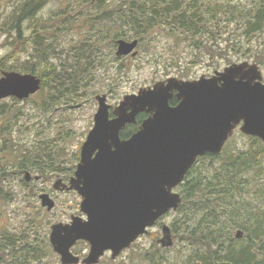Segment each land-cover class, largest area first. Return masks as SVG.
Returning <instances> with one entry per match:
<instances>
[{"label": "rangeland", "instance_id": "rangeland-1", "mask_svg": "<svg viewBox=\"0 0 264 264\" xmlns=\"http://www.w3.org/2000/svg\"><path fill=\"white\" fill-rule=\"evenodd\" d=\"M23 1L0 0V76L2 71H16L6 68L9 63L19 67V63L31 51L26 42L18 53L9 51V41L15 31L5 22ZM102 1L106 4V12H110L111 7L116 9L127 0ZM227 1L239 7L262 2L181 0V3L192 6ZM145 7H149V4ZM103 11L99 0H42L34 14L37 23L46 24L49 28V36L52 38L48 42L54 50L49 61L54 65L59 67L74 63L72 58L76 57L79 47H83L84 43L88 46L95 42L96 46L93 45L85 53L91 55L89 72L83 78L84 85L79 87L78 97L70 100L69 104H63L60 100L48 109H42L41 99L46 95L39 94L38 91L28 99H0V264H61L60 256L53 250L49 240L51 225L68 223L71 215L80 214L82 197L73 189L59 191L53 184L60 178L66 182L77 169L82 144L93 127L97 111L96 95L104 94L112 109L125 95L136 94L139 89L150 87L157 81L169 77L184 80L210 77L215 71H222L233 63L244 61L258 66L264 82V28L245 35L242 22L233 20L226 24L225 33L218 34L216 38H207L204 45L192 49L189 41H177V33L172 32L169 26L158 27L138 35L140 38L137 39L136 56L117 58V44L112 41L113 36L124 33L123 37L117 39L132 41L136 38H132L134 34L128 27H122L111 20L102 21L103 18L99 17ZM100 21L106 28L101 27L102 32L95 36L93 28ZM31 24L29 20L22 21L20 30L24 38L29 36ZM205 38L206 36H199L197 39L200 41ZM82 63L86 61L82 60ZM33 75L39 77L37 74ZM251 137L241 132L239 127L235 128L218 154H203L220 156L214 160L202 158L197 170L205 176L212 174L218 168L223 154L248 150L252 144ZM41 144L52 147L54 156L51 159L60 165H53V170L44 173L32 167L19 168L20 162H33L37 157L36 150L44 147ZM37 160L38 163L50 162L45 157ZM26 171L31 174L29 180H25ZM252 177L256 179L255 176ZM259 181L264 183V175ZM258 184L259 182L256 183ZM173 191L179 192L180 205L181 188ZM43 193L54 200V206L50 210L41 205L39 195ZM252 196L249 193L246 197L247 203L251 202ZM183 206V210L179 212L177 209L171 210L173 212L169 211L159 217L153 226L147 227L146 233L141 234L116 257L111 259L107 253L97 264H186L185 261L191 254L197 255L195 247L198 245H191L184 233L191 225L185 221L191 202L185 208ZM163 225L169 227L172 238V244L167 247H163L159 241ZM237 230L240 229L231 230L232 236H235ZM86 247V243L80 242L71 250L84 251ZM28 248L35 250V253H27L25 249ZM260 257L264 260V253Z\"/></svg>", "mask_w": 264, "mask_h": 264}, {"label": "water", "instance_id": "water-1", "mask_svg": "<svg viewBox=\"0 0 264 264\" xmlns=\"http://www.w3.org/2000/svg\"><path fill=\"white\" fill-rule=\"evenodd\" d=\"M117 57L136 56L138 40H116ZM41 79L31 73L2 71L0 99H26L36 93ZM175 95L177 103L170 105ZM97 111L92 129L80 150V162L69 186L61 179L53 187L75 190L82 197L81 212L69 223L51 225L49 240L61 264H78L71 252L78 240L90 243L83 264H97L107 249L116 257L147 227L170 210L181 196L173 189L184 181L197 157L218 154L233 130L264 142V82L258 66L247 61L233 63L210 77L184 80L169 77L136 94L125 95L112 108L106 96L96 95ZM146 112L139 129L128 139L119 133L136 115ZM25 180L31 178L25 172ZM35 178H38L36 176ZM41 205L54 206L48 194L39 195ZM235 237H242L237 230ZM160 243L172 244L170 229L162 226Z\"/></svg>", "mask_w": 264, "mask_h": 264}, {"label": "trees", "instance_id": "trees-1", "mask_svg": "<svg viewBox=\"0 0 264 264\" xmlns=\"http://www.w3.org/2000/svg\"><path fill=\"white\" fill-rule=\"evenodd\" d=\"M41 2L42 0H24L5 22L15 31L9 41V51L18 53L24 42L31 48L29 56L19 63V67L9 63L6 69L37 74L41 79L38 92L46 95L41 99V108L48 109L54 102L61 100V103L69 104L70 100L78 97L79 87L84 85L83 78L89 72L91 55L85 53L93 45L96 46V43L88 46L84 43L83 47H79L76 57L72 58L74 63L68 66L58 67L51 63L49 58L53 56L54 50L48 42L52 38L49 36V28L46 24L37 23L34 17ZM99 3L104 9L99 18L128 27L134 34L132 38L138 39V35L146 31L169 26L172 32L177 33L176 40L189 41L192 49L204 45L207 38H216L218 34L225 33L228 23L233 20L242 22L245 35L264 28V0L249 7H239L229 1L189 6L182 4L181 0H127L116 9L109 6L112 8L110 12H106L104 1L99 0ZM147 3L149 7H145ZM24 20L32 22L30 34L25 38L20 30ZM102 21L97 22L93 28L95 36L102 32V28H106L101 25ZM123 35L124 33L115 34L112 41L116 43V39ZM199 36L206 38L200 42L197 39ZM82 60L86 63H82ZM176 102L175 97L169 101L170 105ZM146 116L145 113L138 114L137 125L129 124L130 128H137ZM250 140L252 144L248 150L223 154L218 168L206 176L197 170L200 160L204 157L214 160L220 155L199 156L187 171L184 182L179 184L182 203L176 211L183 210L182 206L185 208L191 202V209L186 211L185 217V221L191 225L184 233L191 245H198L195 247L197 255L191 254L185 261L186 264H264L260 257L264 253V183L259 181L264 175V143L254 136ZM43 146L36 150L37 157L33 162H20L19 168L32 167L44 173L53 170V165H60L51 159L54 156L52 147ZM44 157L50 159V162L38 163L37 159ZM249 193L253 196L251 202L247 203ZM235 228L242 231V237L232 236L231 230ZM25 251L35 253L32 248ZM151 261L153 262L152 259Z\"/></svg>", "mask_w": 264, "mask_h": 264}, {"label": "flooded vegetation", "instance_id": "flooded-vegetation-1", "mask_svg": "<svg viewBox=\"0 0 264 264\" xmlns=\"http://www.w3.org/2000/svg\"><path fill=\"white\" fill-rule=\"evenodd\" d=\"M111 111H112V109H110V115H109V117L111 118L113 115L111 114ZM140 113H146V112H140ZM139 113V114H140ZM146 115H147V113H146ZM137 117V116H136ZM143 120V119H142ZM141 123V122H140ZM133 125H137V119H136V123H132ZM131 126H129V124H127V125H125L124 127H123V129L120 131V133H119V138H120V140H125V139H128L134 132H136L138 129H139V127H140V124H139V126L137 127V128H134V129H131L130 128ZM92 129V128H91ZM90 129V130H91ZM89 130V131H90ZM79 162H80V159H79ZM75 172V171H74ZM73 172V175L72 176H70L69 178H68V180H66V182L62 179V178H60L61 180H62V182L63 183H66L67 184V186H69V183H70V180L73 178V177H75V173ZM72 216H80L82 219H84V220H86L88 217H87V215L85 214V213H83V212H80V214H77V215H71L70 216V220H71V218H72ZM70 222V221H69ZM68 222V223H69ZM80 242H84V243H86V245H87V247H86V249L84 250V251H81V249H78L77 250V252H75L74 250H71L72 248H73V246H75V245H78V243H80ZM72 247H71V252L75 255V256H78L79 258H80V261H79V263L78 264H83L82 263V260L88 255V253H89V250H90V243L89 242H87V241H77L74 245H73ZM122 252V251H121ZM79 253H83V254H80L82 257H80V255H79ZM107 253H109L110 254V257H111V259L113 258L112 257V250L111 249H107V250H105L104 251V253H103V255L100 257V258H102L105 254H107ZM120 254V253H119ZM99 258V259H100Z\"/></svg>", "mask_w": 264, "mask_h": 264}]
</instances>
